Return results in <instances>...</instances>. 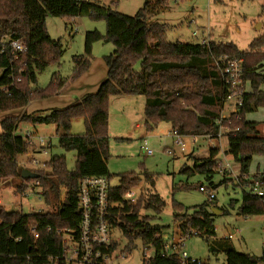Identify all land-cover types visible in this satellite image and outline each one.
Wrapping results in <instances>:
<instances>
[{"label":"trees","instance_id":"obj_1","mask_svg":"<svg viewBox=\"0 0 264 264\" xmlns=\"http://www.w3.org/2000/svg\"><path fill=\"white\" fill-rule=\"evenodd\" d=\"M112 3L116 4L115 1ZM169 7L167 0H143L136 13L129 15L118 11L114 5H101L92 0H0V113L23 109L33 100L50 98L65 84V80L54 73L46 87H33L38 74L49 64L59 62L64 53L61 40L53 39L47 30V15L90 16L106 23L104 34L98 30L86 32L85 53L75 58L72 79L90 67L95 41L112 42L115 46L112 53L103 57L107 75L94 92L84 94L63 107L32 112L24 110L0 120V179H36L43 186L45 201L55 205L51 211L26 214L7 211L0 206V264H69L64 253L62 232L68 231L79 237L84 219L79 207L81 181L97 176H105L110 181L115 175L108 167V107L109 98L113 95H143L148 130L164 121L183 136L215 138L220 126L228 128L226 153L240 165L244 176L241 177L243 190L237 213L244 216L264 214V169L249 174L253 157L264 155V131L260 129L259 122L246 118L247 113L264 106V90L261 89L264 84V34L254 38L247 49H240L233 42H171L166 37L169 25L156 18ZM8 37L22 40L25 51L14 52L6 39ZM222 56L243 59L242 82L243 86L248 83L250 90L244 91L236 111L224 117L220 124L217 120L221 118L227 89L220 66L216 63ZM75 117L84 119L85 131L82 134L70 132ZM20 123L55 125L59 145L66 151L76 152L74 167L68 168L65 155H55L46 161V168L35 170L34 176H24L18 157L26 153L30 145L27 138L18 132ZM217 154V147H212L209 157L196 158L194 162V169L210 181L221 168ZM116 175L119 176V184L108 187L103 218L111 231L117 229L126 238L127 243L122 250L128 255L140 240L144 247H153L155 251L152 257L144 258L143 264H198L184 262L178 254H161L164 244L162 232L166 226L153 221L162 213L166 201L157 191L140 194L135 201L125 198V194L143 180L154 186L153 175L147 171H127ZM257 181L263 195L252 192ZM62 186L66 193L59 202ZM17 187L22 191L27 189L22 182H18ZM211 203L206 201L191 212L182 204H175L180 211L174 213L179 233L185 238L204 236L210 252L225 254L226 264H264V251L260 256L241 253L235 249L231 239L217 237L214 208L222 213L229 210L210 206ZM236 204L237 199L230 201L231 208ZM90 206L91 219L96 224L97 202L94 196ZM143 210L151 213H143ZM32 227L39 234L37 238ZM118 246V241L112 240L107 247L102 245L101 250L110 253Z\"/></svg>","mask_w":264,"mask_h":264},{"label":"rangeland","instance_id":"obj_2","mask_svg":"<svg viewBox=\"0 0 264 264\" xmlns=\"http://www.w3.org/2000/svg\"><path fill=\"white\" fill-rule=\"evenodd\" d=\"M113 1L116 4H112L118 11L129 15H134L143 5V0ZM167 1L170 8L159 15V20L165 21L169 25L166 33L168 41H198L203 37L208 38L206 31L209 29L210 39L233 42L240 49H247L254 38L264 34L262 0ZM258 21L263 22L262 28L257 27ZM45 23L51 37L55 40H61L64 53L59 62L49 64L38 74V81L33 87H46L52 75L58 73L59 77L65 80V88L62 93H57L50 99L34 100L31 105L43 106L40 107L41 110H50L54 108L51 106H63L79 99L81 94L85 92L87 87L78 86L75 82L76 78L72 79L73 70L76 66L75 58L85 53L86 32L98 30L104 34L106 23L104 20H94L90 16L67 17L50 14L47 15ZM196 29L199 30V34L194 37L192 33ZM114 48L112 42L95 41L91 49V60L94 58L96 64L101 62L104 64L103 57L112 53ZM95 69L98 70V73L101 72L99 65H96ZM70 78L72 79L71 82L67 83ZM124 97H126L125 101H119L117 104L113 102L108 107V133L110 136L108 165L110 172L115 174L110 180V184L113 186L119 184V176L116 174L121 172L134 171L139 173L147 171L152 174L155 180L154 186L143 180L133 191L135 196H138L147 193V191L155 190L164 198L166 205L153 223L166 226L164 231L169 235V239L179 235L178 222L174 220V213L180 211L176 209L175 204H182L188 212H191L193 208L209 200L208 194L199 189V186L203 184L215 195L210 206L217 205L229 210L228 213L221 212L213 217L217 237L223 238L232 233L234 237L230 241L238 252L256 256L262 255L264 251V214L244 216L237 213L236 207L240 202L243 190L241 177L244 176L240 171V165L230 157L231 155L226 153L228 146L226 128L223 127L220 137L215 138L196 136L194 139L192 136H183L186 149L181 151L174 144V138L170 134L172 128L169 123L162 121L152 130L146 128L145 97L143 95H124ZM29 106L28 109H31ZM231 110L232 107L226 104L222 107L221 116L229 117L232 114ZM18 112L19 110H10L0 113V120L7 115ZM246 115L260 120V126L264 127V106ZM137 123L140 124L139 128L136 127ZM35 129H38L37 135H42L50 140V146L48 148H40L38 145L29 146L26 153L19 155V167L28 170V174L25 176H34L35 170L46 168L43 163L46 164V161L55 155H65L68 168H73L76 152L66 151L59 145L55 125L20 123L18 132L24 136L26 130ZM84 131V119L82 117L73 118L70 132L82 134ZM212 147L218 149L217 158L221 163V168L210 181L206 179L204 174L194 169V162L196 158L209 157ZM167 148H172L173 154H169ZM43 149L47 150L46 154L41 153ZM148 149L152 151L151 154L147 153ZM33 157L39 159L40 163L33 165ZM227 162L230 166L226 165ZM263 169L264 155H255L249 166V174L252 175ZM18 182L24 183L23 178L0 179V206L7 211H20L25 214L30 212L43 213L55 208V205L45 201L43 186L40 182L39 185H36V180L33 178L26 181L27 195L21 194L22 190L17 187ZM182 185H186V187ZM65 193L66 190L62 186L59 202L63 200ZM233 199H237V204L231 208L230 201ZM144 212L151 213L148 210H143ZM111 235V238L119 243L117 248H123L127 243L126 238L117 229H113ZM63 236L69 239V253L72 255L75 245L69 234L65 233ZM145 250L148 252L147 256H144ZM184 250L189 257L200 259L206 264H226L225 254L210 252L204 236H188L185 240ZM154 253L153 247L145 249L138 240L137 246L131 253L125 258H120L117 262L120 264H143L144 258L152 257Z\"/></svg>","mask_w":264,"mask_h":264},{"label":"built area","instance_id":"obj_3","mask_svg":"<svg viewBox=\"0 0 264 264\" xmlns=\"http://www.w3.org/2000/svg\"><path fill=\"white\" fill-rule=\"evenodd\" d=\"M83 1V0H79ZM179 1V0H177ZM207 32V37L209 35V31ZM199 34V30H194L192 35L197 37ZM10 43L14 52L21 53L25 51L26 47L22 40L20 39H12L6 38ZM209 38H201L197 42L201 44H208ZM217 65L220 66V71L222 72L224 81L227 85V89L225 91L224 104L223 107L228 104L232 107L231 112L236 111L238 105L241 104V96L246 91V85L243 86L242 82V73H243V59L241 58H231L228 56H222L216 62ZM221 64L223 66H221ZM1 72V71H0ZM247 84V83H246ZM225 116L222 115L220 119L217 120L218 123L221 124V120ZM223 127L220 126V131L217 134V137H220ZM227 132L229 131L226 128ZM171 136L174 138V144L180 148L181 151H185L186 143L184 141L183 135L179 134L176 130L172 129L170 132ZM28 143L31 146L38 145L41 147H49L50 140L44 138L42 135H37L35 132L26 131L24 135ZM194 139L196 136H192ZM37 139V140H36ZM27 152V151H26ZM151 150H147L148 154H151ZM167 152L169 154H173L174 150L172 148H167ZM44 154L47 153L46 149H43ZM39 159L33 157L32 164H39ZM45 165V162L43 163ZM230 166V164H226ZM28 171L26 168L22 170ZM36 180V179H35ZM27 184L24 181V185ZM36 185H39V181L36 180ZM110 185L109 180L105 176H97V177H87L83 179L80 183V200L79 207L83 211L84 219L80 227L79 237H75L71 232L64 231L62 234H69L71 237V241L74 243L75 247L73 249V254L69 253L70 245L69 239L65 238L62 235V243L64 245V253L65 257L68 259L69 264H120L117 261L120 258L127 257V253L122 250V248H116L114 251L110 253H103L101 250V246H108L112 242L111 238V229L109 228L107 222L104 220L105 208L107 206L108 199V187ZM199 189L203 192H206L209 196L208 201H212L215 198L214 193H212L205 185H200ZM249 189V188H247ZM27 190V189H26ZM26 190L22 191V195H27ZM252 192L258 195H263V190L259 186V182H255L252 187ZM94 196L97 202V223L93 224L91 219V197ZM125 198L130 199L131 201H135L137 196L132 190L128 191L125 194ZM34 237L37 238L39 234L36 229L32 227ZM61 233V231H58ZM162 237L164 244L162 246L161 254L164 256L170 254H178L179 257L185 262H197L198 264H202L200 259H193L188 256V253L184 250L185 240L180 233L178 236H173L169 239V235L163 231ZM229 239L234 237V234L229 233L227 236ZM149 247L145 246V249ZM148 252L144 251V256H147ZM148 258V257H146Z\"/></svg>","mask_w":264,"mask_h":264},{"label":"crops","instance_id":"obj_4","mask_svg":"<svg viewBox=\"0 0 264 264\" xmlns=\"http://www.w3.org/2000/svg\"><path fill=\"white\" fill-rule=\"evenodd\" d=\"M92 1H97L98 3H100L101 5H106V6H111V7H113V5H112V2H113V0H107V1H102V0H92ZM170 8V7H169ZM164 12V11H163ZM163 12H161V13H163ZM160 13V14H161ZM159 14V15H160ZM159 15L156 17V18H158V20H159ZM160 21V20H159ZM160 22H162V21H160ZM165 22V21H164ZM166 23V22H165ZM257 27L258 28H262L263 27V22L262 21H258L257 22ZM207 31H209V29L207 30ZM208 38H209V40L210 41H216V40H213L212 38L210 39V32H209V35H208ZM179 41H181V40H179ZM181 42H188L187 40L186 41H181ZM190 42H197V41H194V40H191ZM223 42V41H222ZM99 60H102V59H99ZM104 62V61H103ZM263 64H264V62H263ZM96 65H99L100 67H101V72L100 73H98V70L97 69H95V67H96ZM263 72H264V66H263ZM106 75H107V66H106V64L104 63H100V64H96V62H95V59L93 58L92 60H91V65H90V67L86 70V71H84L81 75H80V77L79 78H76L75 79V82H77V85L78 86H80L81 85V87H84V86H86L87 88H86V90H85V92L83 93V94H81V96L80 97H82L84 94H87V93H91V92H94L96 89H97V87L99 86V84L106 78ZM71 78H70V81H68L67 83H70L71 82ZM65 85V84H64ZM67 85V84H66ZM246 89L247 90H250V85L247 83L246 84ZM65 88V86H63L62 87V89H61V91L59 92V94L60 93H62V90ZM261 89H263L264 90V84H262L261 85ZM125 96H127V95H125ZM50 98H52V97H50ZM50 98H46V99H50ZM126 97H124V95H113V96H111L110 98H109V105H111L113 102H115L116 104L117 103H119V101L120 102H122V101H125L126 99H125ZM41 100H44V99H41ZM34 101V100H33ZM33 101H30L28 104H27V106L25 107V108H23V109H16V110H19V112H21V111H27V112H32V111H34V110H41L40 109V107H43V106H36V105H31V103L33 102ZM71 103V102H70ZM70 103H68V104H70ZM67 104V105H68ZM30 105V106H29ZM28 106H29V108H31V109H28ZM63 106H66V105H63ZM63 106H51V107H63ZM19 112L18 113H15L16 115L17 114H19ZM13 114V113H12ZM249 115H246V118L248 119V120H251V121H257V122H261L260 120L258 121V120H256V119H253V118H251L250 116L248 117ZM27 124H29V123H27ZM30 125V124H29ZM42 125V124H41ZM136 127H140V124L139 123H137L136 124ZM260 127V129L262 130V131H264V127L262 128L261 126H259ZM19 129V128H18ZM19 131V130H18ZM26 131H31V132H35V133H38V129H35V130H26ZM42 153V152H41ZM218 155V154H217ZM230 156V155H229ZM231 157V156H230ZM232 158V157H231ZM218 159V158H217ZM227 163H229V162H227ZM108 167H109V165H108ZM109 170H110V168H109ZM110 182V181H109ZM216 232H217V229H216Z\"/></svg>","mask_w":264,"mask_h":264},{"label":"water","instance_id":"obj_5","mask_svg":"<svg viewBox=\"0 0 264 264\" xmlns=\"http://www.w3.org/2000/svg\"><path fill=\"white\" fill-rule=\"evenodd\" d=\"M26 174H28V171L26 172L25 170L23 171V175L25 176ZM214 213L218 214L221 213L220 209L214 208Z\"/></svg>","mask_w":264,"mask_h":264}]
</instances>
